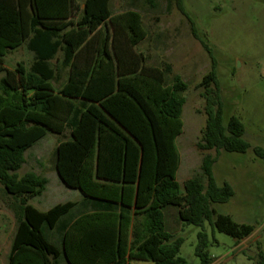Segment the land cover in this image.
Wrapping results in <instances>:
<instances>
[{"label": "trees", "instance_id": "trees-1", "mask_svg": "<svg viewBox=\"0 0 264 264\" xmlns=\"http://www.w3.org/2000/svg\"><path fill=\"white\" fill-rule=\"evenodd\" d=\"M110 4L0 0V183L14 199L18 223L8 264H193L180 254L184 238H175L167 227V207H176L181 221L201 227L214 216V226L236 241L255 230V225L237 222L211 206L235 194L229 182L218 185L215 179L218 155L224 150L246 152L251 146L238 116L225 121L215 66L202 81L207 121L198 145L217 155L206 154L202 160L207 182L191 177L182 192L177 138L184 129L183 92L188 84L179 74L170 77L171 64H149L139 51L133 67L122 69L116 34L108 32L98 40L101 28L111 23L116 30L117 20H125L131 46H138L147 30L139 11L114 15ZM28 38L36 56L31 70L22 64L7 68V52ZM60 49L72 71L55 92L50 84L53 70H44ZM84 50L96 51L92 70L78 67ZM103 64L116 68L105 79L109 86L99 89L96 67ZM66 127L70 137L56 147L55 169L84 200L43 211L30 200L43 194L48 179L33 171L21 175L19 170L34 143L48 131ZM209 244L207 232L200 231L195 250L200 264L214 260ZM258 264H264V252Z\"/></svg>", "mask_w": 264, "mask_h": 264}, {"label": "rangeland", "instance_id": "rangeland-1", "mask_svg": "<svg viewBox=\"0 0 264 264\" xmlns=\"http://www.w3.org/2000/svg\"><path fill=\"white\" fill-rule=\"evenodd\" d=\"M110 5L113 13L128 9L141 13L147 37L139 49L148 56V63L171 64L170 77L179 74L188 84L183 92L184 129L177 138L181 155L177 180L182 192L185 181L191 177L200 176L207 182L202 160L206 154L217 155L215 150H203L198 145L203 140L207 121L202 81L214 66L225 105V121L232 115L238 116L246 128L244 137L251 144L246 152L224 150L218 155L213 166L215 179L218 185L229 182L235 194L227 202H213L211 206L237 222L255 225L254 232L236 241L214 226V216L201 227L181 221L178 209L167 207L168 229L175 238H184L180 254L189 262L200 264L195 250L198 233L204 230L210 240L208 251L214 257L211 264H258L260 253L264 252V0H182V4L179 0H111ZM200 38L208 43L212 53ZM14 59V55L9 57V65H15ZM56 137L49 135L47 139L54 142ZM36 146L27 150L26 162L19 173L36 171L49 175L51 180L46 191L30 202L46 209L77 199L80 190L55 181V178L59 180L55 153L44 144ZM257 148L262 151L257 152ZM13 203L14 199L0 183L3 264L8 261L17 227ZM132 264L154 263L135 261Z\"/></svg>", "mask_w": 264, "mask_h": 264}, {"label": "crops", "instance_id": "crops-1", "mask_svg": "<svg viewBox=\"0 0 264 264\" xmlns=\"http://www.w3.org/2000/svg\"><path fill=\"white\" fill-rule=\"evenodd\" d=\"M81 3H82V7H83V2H81ZM131 10H134V9H131ZM125 11H127V10H125ZM125 11L113 13V14L114 15L121 14ZM79 15H80V13H79ZM101 29H102L101 32L98 33V36H97L98 40L104 39V37L106 36V33H108V32L111 35L116 34V36H117L116 45H117V49H118V54L122 53L120 56H122L121 59H122V69L123 70H129L130 68L133 67V59H134V55H135L136 51L143 52L145 54L144 51L139 49V45L138 46H131L130 45L129 38H128L129 37L128 30L126 28L125 20H117V29L116 30H115L114 26L111 25V23L110 24L108 23L107 26H103ZM106 30H107V32H106ZM29 39L30 38L25 40L21 45H19L15 49H11L10 51L7 52V54L5 55V66L7 68L15 69L17 66H19V64H22L27 71L31 70L32 65L36 61V56H35V52L29 48V45H28ZM95 45H96V47H98V43H96ZM89 51L90 52H86L84 50V52H82V56H81L82 58L78 63V67L81 68L83 71H85L87 69L92 70L94 67V64H95V59L97 57L96 51H94V50H89ZM12 55H14V58H15L14 59V61H15L14 66L9 65V62H8L9 57ZM145 56L147 57V62H148V56L146 54H145ZM64 59H65L64 51L62 49H60L57 52V54L55 55V57L49 60L50 66L44 70L46 73H49L50 69L53 70L54 74H53V78L50 80V84L54 88L55 92L57 90L61 89V87L67 83V81L70 77L71 71H72L71 66L69 64H67ZM115 60H116V58H114V61ZM115 68H116V66H115ZM115 68L110 67L108 64H103V65L97 66L96 67V76H97L96 87L101 89V88H104L106 86H109V82H108L109 80H105V79H106V77L108 79V77L110 76L112 71H114ZM3 75H4V73H3ZM1 76H2V74L0 75V77ZM115 77H116V75H115ZM49 135H56L57 136L54 142L48 141L47 137ZM68 137H70V129L67 127L63 131H48L47 134L43 138L38 140L36 143H34V145L32 147H34L36 145L39 146L40 144H44V145H46L47 150L55 153V150H56L58 143L62 139H65ZM41 140H44V141L40 142ZM45 141H46V143H44ZM38 146H36V147H38ZM33 172L40 174V175H43V174L38 173L36 171H33ZM43 176H45L48 179V183L46 186V189H47L49 184H50L51 178L49 177V175H43ZM55 181L59 185L64 184L63 181L60 179V177H59V180L55 178ZM60 187L62 188V186H60ZM46 189H45V191H46ZM83 200H84V195L81 193L77 197V199H74L71 201L81 202ZM66 201H70V200H66ZM66 201H62V202H66ZM62 202H59V203H62ZM35 207L40 209V210H43V211L51 208V207H49L46 209H42V208H39L37 206H35ZM0 229H2V231H3V225L2 224L0 225ZM16 229H17V227H16ZM15 232H16V230H15ZM14 235H15V233H14ZM13 239H14V237H13ZM0 253L3 255V247L1 245V243H0ZM8 257H9V254H8ZM7 260H8V258H7ZM133 262H135V261H130L127 264H132ZM0 264H3V258L0 259ZM6 264H8V261L6 262Z\"/></svg>", "mask_w": 264, "mask_h": 264}]
</instances>
